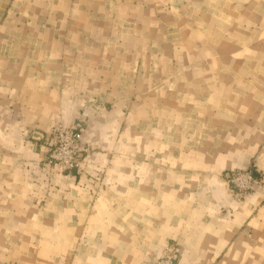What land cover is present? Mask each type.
Wrapping results in <instances>:
<instances>
[{
  "label": "crops",
  "instance_id": "obj_1",
  "mask_svg": "<svg viewBox=\"0 0 264 264\" xmlns=\"http://www.w3.org/2000/svg\"><path fill=\"white\" fill-rule=\"evenodd\" d=\"M84 127L81 172L45 164ZM264 0H0V264H264Z\"/></svg>",
  "mask_w": 264,
  "mask_h": 264
},
{
  "label": "built area",
  "instance_id": "obj_2",
  "mask_svg": "<svg viewBox=\"0 0 264 264\" xmlns=\"http://www.w3.org/2000/svg\"><path fill=\"white\" fill-rule=\"evenodd\" d=\"M83 131L84 127L77 123L69 126L56 125L48 145L45 164L59 172L80 173L84 157L91 152V148L82 143ZM228 182L236 189L239 198H244L261 185L258 177L251 171L232 172L228 176ZM151 264H179L176 250L168 246L163 255Z\"/></svg>",
  "mask_w": 264,
  "mask_h": 264
},
{
  "label": "rangeland",
  "instance_id": "obj_3",
  "mask_svg": "<svg viewBox=\"0 0 264 264\" xmlns=\"http://www.w3.org/2000/svg\"><path fill=\"white\" fill-rule=\"evenodd\" d=\"M82 126V125H81ZM84 132V131H83ZM241 171H251V172H253V174L255 175V172L254 171H252V169H248V170H232V171H229V172H227V173H225V176H224V178L226 179V181L228 182V176L230 175V173H232V172H241ZM256 177H258V179H259V181H260V184H261V186L263 185V181H264V174L263 173H260V174H258V176H256ZM228 184H229V186L231 187V189L236 193V189H234V187H233V185L231 184V183H229L228 182ZM251 192H253V191H250V193ZM237 194V193H236Z\"/></svg>",
  "mask_w": 264,
  "mask_h": 264
}]
</instances>
